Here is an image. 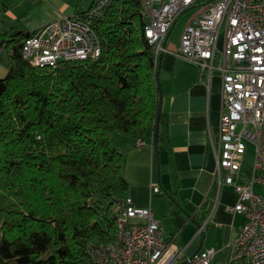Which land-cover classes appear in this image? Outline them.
Segmentation results:
<instances>
[{
	"label": "trees",
	"instance_id": "16d2710c",
	"mask_svg": "<svg viewBox=\"0 0 264 264\" xmlns=\"http://www.w3.org/2000/svg\"><path fill=\"white\" fill-rule=\"evenodd\" d=\"M146 20L140 0H114L89 20L98 57L51 68L23 58L30 32L0 14V264H92L89 245L113 239L114 206L128 183L126 150L113 146L111 134L136 144L153 134L157 113L158 59L144 37ZM162 124L161 116L158 142ZM216 194L213 183L198 222ZM225 264L247 262L227 257Z\"/></svg>",
	"mask_w": 264,
	"mask_h": 264
},
{
	"label": "built area",
	"instance_id": "2783aa9c",
	"mask_svg": "<svg viewBox=\"0 0 264 264\" xmlns=\"http://www.w3.org/2000/svg\"><path fill=\"white\" fill-rule=\"evenodd\" d=\"M113 1L92 0L83 14L44 24L24 40L23 58L33 66L51 68L97 58L99 43L89 20L102 18ZM140 4L147 19L144 37L156 60L166 51L178 17L200 8L182 30L175 54L196 64L205 81L214 74L221 79L219 135L210 141L216 163L212 184L217 194L221 184L231 186L237 201L226 210L245 217L229 244L228 257L264 264V0H140ZM248 142L253 146L252 173L242 178ZM135 145L145 142L138 139ZM152 191L159 192V187L153 185ZM114 215L113 239L88 247L92 264H182V249L171 248L150 206H136L127 196L115 204ZM214 257L215 250L206 248L186 264H211Z\"/></svg>",
	"mask_w": 264,
	"mask_h": 264
},
{
	"label": "crops",
	"instance_id": "0c3cea01",
	"mask_svg": "<svg viewBox=\"0 0 264 264\" xmlns=\"http://www.w3.org/2000/svg\"><path fill=\"white\" fill-rule=\"evenodd\" d=\"M91 2L82 7L80 0H0V14L7 25L32 33L57 17L85 11ZM165 48L157 76L164 140L158 142L157 154L153 134L142 138L143 146L115 133L111 142L118 151L126 150L122 173L128 183L127 196L136 206L151 207L163 224L164 238L169 239L171 248L182 249L180 263L197 249L203 229L200 250L214 249L212 263L225 264L229 244L245 222L242 214L226 210L237 201L233 188L221 184L206 220L200 223L195 218L216 170L210 141H216L219 135L221 79L214 74L205 81L196 64L175 54L177 47L165 44ZM5 75L6 69L0 65V78ZM252 162L253 153L245 154L240 167L242 178L250 177ZM153 185L159 192L153 193ZM191 218L202 228H197Z\"/></svg>",
	"mask_w": 264,
	"mask_h": 264
},
{
	"label": "rangeland",
	"instance_id": "374dc122",
	"mask_svg": "<svg viewBox=\"0 0 264 264\" xmlns=\"http://www.w3.org/2000/svg\"><path fill=\"white\" fill-rule=\"evenodd\" d=\"M88 2H89V0H80V4H82V7H86L88 5ZM199 10H200V8H192L190 10L185 11L184 13H182L178 17V19L175 21L173 27L170 30V33H169V36H168V39H167V42H166V46L167 47L168 46H173V47H177L178 46L182 30L184 29L186 24L189 22L190 18L193 15H195ZM252 153H253V146H252L251 143L248 142V143H246V152H245V154L246 155H250ZM254 188H255L256 191H259L258 185H255Z\"/></svg>",
	"mask_w": 264,
	"mask_h": 264
},
{
	"label": "water",
	"instance_id": "95a60500",
	"mask_svg": "<svg viewBox=\"0 0 264 264\" xmlns=\"http://www.w3.org/2000/svg\"><path fill=\"white\" fill-rule=\"evenodd\" d=\"M160 59H161V55L158 57L156 76H158V69H159ZM160 121H161V94H160V89H159V99H158L157 113H156L155 122H154V129H153V146H154L156 154H157V144H158V136L157 135H158V127H159ZM191 220L194 222V224L196 225L197 228H202V226H203L202 224L198 223L193 218H191ZM200 234H201V237H200L199 245H198L197 249L194 251L193 254H195L197 251H199L201 249V244H202V240H203V237H204L203 229L200 231Z\"/></svg>",
	"mask_w": 264,
	"mask_h": 264
}]
</instances>
